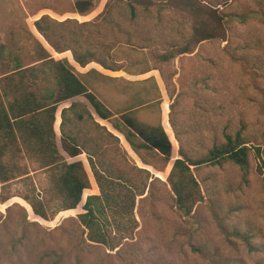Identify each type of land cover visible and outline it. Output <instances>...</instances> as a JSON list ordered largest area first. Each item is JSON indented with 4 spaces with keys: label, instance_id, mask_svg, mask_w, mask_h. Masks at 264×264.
<instances>
[{
    "label": "trees",
    "instance_id": "trees-1",
    "mask_svg": "<svg viewBox=\"0 0 264 264\" xmlns=\"http://www.w3.org/2000/svg\"><path fill=\"white\" fill-rule=\"evenodd\" d=\"M96 2L76 0L74 13L86 16L95 9ZM222 2L226 0H107L103 10L90 20H58L45 14L33 25L56 53L69 51L75 65L96 63L103 69L118 71L123 70V65L115 60L114 50L122 44L154 42L153 36L158 35L163 44L177 40L179 54H185L193 52L203 41L225 40L231 22L243 24L252 20L264 25V0H254L255 6L242 10L219 9ZM178 12L187 15V29L169 17ZM166 24L168 33L164 32ZM4 50L2 46L0 55ZM41 52L36 67L21 66L11 53H6L14 67L0 77V203L19 196L33 215L44 221H52L58 212L76 209L84 191L91 188L84 162L75 160L82 154L99 194L88 195L83 212L69 217L79 232L66 231V247L47 245L46 238L58 227L44 229L37 221L28 219L27 210L19 203L7 206L5 215L0 214V264H65L70 251L77 259L86 249L99 246L117 249L119 253L123 246L111 236L117 235L112 233L111 223L134 215L136 207L148 204L154 214V207L164 204L188 217L190 227L184 236L196 250L191 242L197 231L192 212L198 200L196 194L201 195L191 167L230 162L248 171V141L240 133L226 134L224 141L214 142L206 153L196 156L193 150L200 143L183 139L178 95L174 92L168 94L172 100L169 124L164 121L163 126L160 99H142L136 93L122 109H111L87 86L67 58L55 59L42 46ZM78 97L81 99L74 100ZM66 102L68 105L60 110L57 134L58 108ZM143 108L156 109L157 120L142 121L139 113ZM169 125L179 149L165 182L130 159L120 136L146 167L152 165L142 157V150L159 154L167 164L173 157V143L166 132ZM31 164L37 168H30ZM38 170L48 173L53 199L58 204L53 205L33 185L31 172ZM18 180L29 181L28 193L9 192L10 184ZM210 200L216 215V200ZM219 226L226 231L223 225ZM233 232L238 236L236 229Z\"/></svg>",
    "mask_w": 264,
    "mask_h": 264
},
{
    "label": "rangeland",
    "instance_id": "rangeland-1",
    "mask_svg": "<svg viewBox=\"0 0 264 264\" xmlns=\"http://www.w3.org/2000/svg\"><path fill=\"white\" fill-rule=\"evenodd\" d=\"M75 1L0 0V48L5 47L0 55V77L14 67L11 58H6L7 52L24 67L38 63L41 46L55 59L67 57L73 63L70 52L56 55L35 31L33 23L45 14L58 20L70 17L87 21L103 10L107 0H97L95 9L86 16L74 13ZM246 6H255L254 0H226L218 8L242 10ZM169 17L172 22H180L184 29L188 28L185 13L178 12ZM168 28L166 24L165 33ZM153 37L154 42L135 46L122 44L114 50L115 60L123 65L122 71L126 73L118 74L114 80L94 76L93 90L98 98L114 110L125 107L136 93L142 99H160L159 113L164 126V121L169 124V105L172 103L168 94L174 92L178 95V121L183 127V139L200 143L195 144L193 153L202 155L214 142L224 141L226 134L240 133L251 148L249 170L243 171L230 162L206 164L197 169L191 167L201 195L196 194L198 200L192 212L197 231L191 242L196 250L184 236L190 227L186 222L188 217L164 204L156 205L154 214L148 204L136 207L134 215L111 223L112 233L117 234L111 236L115 241L120 240L123 246L119 253H116L117 249L111 251L99 246L86 249L76 259L70 251L65 264H264V25L252 20L243 24L231 22L225 40L203 41L193 52L185 54H179L177 40L163 44L158 35ZM67 105L68 102L58 108L57 134L60 110ZM139 117L142 121L155 122L156 109L143 108ZM166 132L173 143L172 160L166 164L159 154L142 150L140 154L152 165L147 167L120 136L130 159L165 182L179 149L171 126ZM75 160L84 162L91 181V188L84 191L83 200L76 209L58 212L52 221H44L33 215L21 197L15 196L5 204L0 203V214L5 215L7 206L19 203L25 207L31 221H37L48 230L58 227L46 238L47 245L66 247V231L79 232L77 224L68 220L69 217L83 212L88 195L99 194L85 155ZM29 167L37 168L35 164ZM31 181L53 205L58 204L59 201L53 199L47 172H31ZM28 182H13L9 192L28 193ZM210 197L216 200V215ZM219 225L226 231L223 232ZM235 229L238 236L234 235ZM243 235H247V240Z\"/></svg>",
    "mask_w": 264,
    "mask_h": 264
},
{
    "label": "crops",
    "instance_id": "crops-1",
    "mask_svg": "<svg viewBox=\"0 0 264 264\" xmlns=\"http://www.w3.org/2000/svg\"><path fill=\"white\" fill-rule=\"evenodd\" d=\"M34 29H35V27H34ZM35 31H37V30L35 29ZM64 53H66V52H64ZM55 54L56 55H60V54H63V53H56L55 52ZM63 58H67V57H63ZM69 62H70V60H69ZM71 64L75 67L77 73L80 74L81 78L84 80V82L87 84V86L92 91H94L93 90V82H94L93 77L94 76H98V77H101V78H104V79L106 78V80H114L115 79V76H119L118 74H120V73L121 74H125L126 73V72H124L122 70L111 71V70L103 69L100 65H98L96 63H90V64H88L85 67H81L79 65L77 66L74 63H71ZM78 98L81 99L80 97H78ZM75 99H77V98H74V100ZM56 122H59V120L57 119Z\"/></svg>",
    "mask_w": 264,
    "mask_h": 264
}]
</instances>
